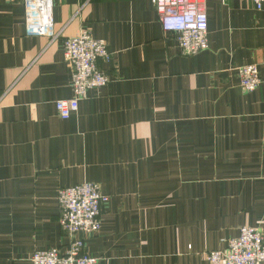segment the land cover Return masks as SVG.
<instances>
[{"label":"crops","instance_id":"crops-1","mask_svg":"<svg viewBox=\"0 0 264 264\" xmlns=\"http://www.w3.org/2000/svg\"><path fill=\"white\" fill-rule=\"evenodd\" d=\"M209 48L184 55L152 0H53L59 38L27 35L26 5L0 0V264L69 243L58 190L99 183L100 264H207L242 226L264 236V12L206 0ZM103 40L109 82L72 96L63 40ZM261 82L241 90L237 68Z\"/></svg>","mask_w":264,"mask_h":264},{"label":"built area","instance_id":"built-area-1","mask_svg":"<svg viewBox=\"0 0 264 264\" xmlns=\"http://www.w3.org/2000/svg\"><path fill=\"white\" fill-rule=\"evenodd\" d=\"M22 1L26 7L25 30L30 36H45L49 43L56 41L61 30L55 29L53 0ZM206 0H152L163 30L174 35L184 55H196L209 48L207 41ZM226 2L227 0H222ZM256 10L264 12V0H250ZM64 60L71 71L72 96L55 102L57 115L69 118L77 111L79 101L87 98L89 90L103 87L109 79L98 67L97 61L108 59L107 45L82 29L77 36L62 42ZM264 62V61H263ZM239 85L243 92L255 90L260 82L258 65L251 63L237 68ZM59 223L70 241L61 250L51 247L35 251L31 264H100L85 246V237L95 235L101 227L100 212L108 202L100 184L82 182L64 187L57 192ZM236 238L227 241L226 249L205 253L207 264H264V236L258 227L242 226Z\"/></svg>","mask_w":264,"mask_h":264},{"label":"trees","instance_id":"trees-1","mask_svg":"<svg viewBox=\"0 0 264 264\" xmlns=\"http://www.w3.org/2000/svg\"><path fill=\"white\" fill-rule=\"evenodd\" d=\"M249 227H251V226H249ZM255 227H257V226H255ZM259 228V227H258ZM260 229V228H259ZM262 230V229H261ZM262 233H263V231H262Z\"/></svg>","mask_w":264,"mask_h":264}]
</instances>
